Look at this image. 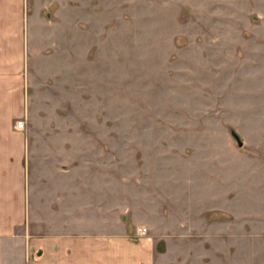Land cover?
Returning <instances> with one entry per match:
<instances>
[{"label":"rangeland","instance_id":"obj_1","mask_svg":"<svg viewBox=\"0 0 264 264\" xmlns=\"http://www.w3.org/2000/svg\"><path fill=\"white\" fill-rule=\"evenodd\" d=\"M42 1L21 132L46 135L27 146L98 150L118 199L158 206L163 258L264 264V0Z\"/></svg>","mask_w":264,"mask_h":264},{"label":"crops","instance_id":"obj_2","mask_svg":"<svg viewBox=\"0 0 264 264\" xmlns=\"http://www.w3.org/2000/svg\"><path fill=\"white\" fill-rule=\"evenodd\" d=\"M28 1L0 0V264H190L156 250L153 236L163 234L158 206L145 194L118 199L110 164L93 156L98 150L77 148L50 161L43 143L27 146L28 138L46 135L16 126L23 117L31 122L25 116ZM41 4L46 9L51 1ZM132 205L139 215L127 218ZM138 224L147 236L137 239Z\"/></svg>","mask_w":264,"mask_h":264},{"label":"built area","instance_id":"obj_3","mask_svg":"<svg viewBox=\"0 0 264 264\" xmlns=\"http://www.w3.org/2000/svg\"><path fill=\"white\" fill-rule=\"evenodd\" d=\"M16 126H17L18 128H21V127H22V123H21L20 121H18V122L16 123ZM136 233H137L138 235H142V234H144V229H143L142 227H138V228H136Z\"/></svg>","mask_w":264,"mask_h":264},{"label":"water","instance_id":"obj_4","mask_svg":"<svg viewBox=\"0 0 264 264\" xmlns=\"http://www.w3.org/2000/svg\"><path fill=\"white\" fill-rule=\"evenodd\" d=\"M233 139L235 140L237 146H241V141L239 140V138L237 137L236 134H232Z\"/></svg>","mask_w":264,"mask_h":264}]
</instances>
